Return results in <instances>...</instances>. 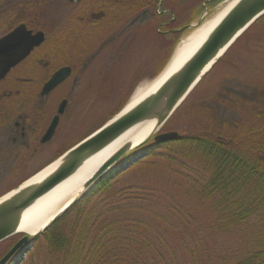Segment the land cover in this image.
I'll return each instance as SVG.
<instances>
[{"label": "rangeland", "instance_id": "rangeland-1", "mask_svg": "<svg viewBox=\"0 0 264 264\" xmlns=\"http://www.w3.org/2000/svg\"><path fill=\"white\" fill-rule=\"evenodd\" d=\"M205 1L177 0L172 2L170 9L163 10L162 3L167 4L168 0H115L116 4L124 8V11L120 9L119 17L115 15V21L101 31L99 27L95 29L89 26L80 32L79 23L67 21L69 13L75 10V6L68 5L67 0H0V12H12L20 7L40 8L49 13L51 32L66 28V25L70 28H66L68 33L73 29V39L64 51V62L74 63L76 66V73L57 91L58 95L69 98V107L51 142L50 152L34 159L31 167L4 187L0 195L18 187L116 116L139 87H146L162 72L152 77L165 62V67L167 66L182 41L232 0ZM196 10L199 14L194 20L191 17ZM160 12H175L177 23L192 21L185 33L177 34L175 39H171L172 43H177L172 50H166L163 56H160L162 40L154 14ZM1 22L2 20L0 28ZM59 24L60 28L56 26ZM122 29L125 31L121 32ZM3 32L0 30V34ZM263 32L264 20L256 23L236 41L203 77L160 132L177 131L181 136L202 134L223 139L232 148L255 152L259 141L264 140V37L256 38L257 34ZM168 47H171V43ZM167 55L170 57L165 61ZM159 56L161 60L157 61ZM147 147L123 158L104 178H117L119 189L141 181L147 169H142L141 164L137 167L133 165L146 157ZM156 162L161 170L166 168L164 160ZM193 165L195 166V162ZM199 171L201 172L200 167H194L191 173L193 180L199 177ZM98 191L96 185L92 186L87 197L90 199ZM167 198L175 202L178 208V213L169 217L172 220L170 225L174 228L167 230L171 238L178 240L176 251L188 253L181 257L182 263L193 264L195 261V264H232L244 259L245 254L264 239L262 211L241 226H232L220 233L212 227L219 218L210 198L200 196L195 191L190 194L176 192ZM167 205L164 201L158 203L162 213V207ZM19 237L14 235L0 243V259ZM183 237L187 239L189 248L181 245ZM35 246L36 241L31 244L29 253L19 254L10 264H45L46 250H38ZM22 256L25 258L21 263Z\"/></svg>", "mask_w": 264, "mask_h": 264}, {"label": "trees", "instance_id": "trees-1", "mask_svg": "<svg viewBox=\"0 0 264 264\" xmlns=\"http://www.w3.org/2000/svg\"><path fill=\"white\" fill-rule=\"evenodd\" d=\"M168 1L162 3L163 10L177 0ZM154 14L163 56L177 43L171 39L185 33L192 21L177 23L175 12ZM192 14L195 20L199 12ZM262 20L264 15L252 26ZM256 36L264 37V32ZM166 63L152 77L163 71ZM153 144L148 145L146 157L133 165L147 169L141 181L119 189L117 178L103 177L95 184L99 189L96 195L89 199L86 193L35 239V247L47 252L45 264H185L181 257L188 253L176 251L178 240L167 230L174 228L170 215L178 213L175 202L167 197L176 192L195 191L210 198L219 218L212 227L220 233L264 212L263 139L256 151L249 153L202 134ZM159 159L166 168H159ZM194 167L201 168L196 180L191 178ZM161 201L168 203L162 207L163 213L158 207ZM181 245L189 248L186 238ZM232 264H264V239Z\"/></svg>", "mask_w": 264, "mask_h": 264}, {"label": "water", "instance_id": "water-1", "mask_svg": "<svg viewBox=\"0 0 264 264\" xmlns=\"http://www.w3.org/2000/svg\"><path fill=\"white\" fill-rule=\"evenodd\" d=\"M263 15L264 0H238L209 33L193 55L154 92L147 95L128 111L120 112L102 127L67 150L61 156V162L56 169L42 181L28 184L24 182L13 190L14 193L6 199H2L5 195L2 196L0 198V243L15 234L23 233L24 236L0 260V264H10L11 260L18 257L19 254L23 253L25 255L30 250L31 245L29 244L47 229L52 222L58 219L71 203L66 205L44 229L33 234L20 231L19 229L24 210L71 176L85 160L106 147L128 129L143 121L156 120L157 130L135 146L126 143L120 147L85 182L83 193L88 191L123 158L139 150L153 138L155 142H167L181 138L180 133L177 131L157 133L218 60ZM22 32V28H18L0 38V79L15 64L24 59L34 46L43 40L41 32L34 36L30 35L28 38ZM69 74V69L61 70L54 75L45 89L54 88L67 78ZM63 111L64 105L60 109V113ZM54 128L55 124L52 125L49 135L52 134ZM22 259L23 256L21 257Z\"/></svg>", "mask_w": 264, "mask_h": 264}, {"label": "flooded vegetation", "instance_id": "flooded-vegetation-1", "mask_svg": "<svg viewBox=\"0 0 264 264\" xmlns=\"http://www.w3.org/2000/svg\"><path fill=\"white\" fill-rule=\"evenodd\" d=\"M67 4L75 6L67 21L79 23L80 32L89 26L99 27L101 31L115 21V15L119 17L120 9L124 11L115 0H67ZM1 20L0 30L4 32L0 38L22 28L27 38L41 32L43 40L0 79V191L29 169L34 159L50 152L51 142L69 107V98L58 95L57 91L76 73L74 63L64 62V51L74 31L71 29L68 33V25L51 32L49 13L34 7H20L12 12L4 10L0 12ZM56 26L60 28L61 24ZM64 69H69V76L46 90L54 75ZM63 105L64 111L60 113ZM53 124L55 128L49 135Z\"/></svg>", "mask_w": 264, "mask_h": 264}, {"label": "bare ground", "instance_id": "bare-ground-1", "mask_svg": "<svg viewBox=\"0 0 264 264\" xmlns=\"http://www.w3.org/2000/svg\"><path fill=\"white\" fill-rule=\"evenodd\" d=\"M237 1L238 0H232L212 19L201 25L197 30L192 32L190 36L183 40L164 70L149 85L146 87H139L121 113L134 107L147 95L154 92L171 74L177 71L200 47L209 33ZM156 130V120L140 122L118 136L106 147L89 157L71 176L59 183L48 193L38 198L32 205L24 210L19 226L20 231L33 234L44 229L66 205L71 203L82 192L85 182L106 160L120 149V147L126 143L135 146L149 135L153 134ZM60 162L61 157L46 165L42 170L30 177L25 184L39 183L52 173ZM12 193H14V191L7 193L2 199H6Z\"/></svg>", "mask_w": 264, "mask_h": 264}]
</instances>
